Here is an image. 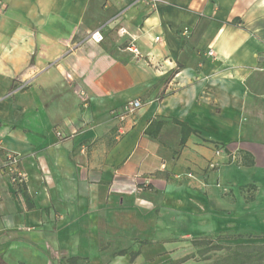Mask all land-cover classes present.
Returning a JSON list of instances; mask_svg holds the SVG:
<instances>
[{
    "label": "crops",
    "instance_id": "crops-1",
    "mask_svg": "<svg viewBox=\"0 0 264 264\" xmlns=\"http://www.w3.org/2000/svg\"><path fill=\"white\" fill-rule=\"evenodd\" d=\"M4 152L24 180L0 170V264H158L237 240L264 217V0H0ZM153 247L163 260L139 259Z\"/></svg>",
    "mask_w": 264,
    "mask_h": 264
},
{
    "label": "rangeland",
    "instance_id": "rangeland-1",
    "mask_svg": "<svg viewBox=\"0 0 264 264\" xmlns=\"http://www.w3.org/2000/svg\"><path fill=\"white\" fill-rule=\"evenodd\" d=\"M248 194H253L252 192ZM249 234L251 236H249ZM235 237V234L232 229V234L228 232H217L210 233L204 236L197 237L200 239L197 244L193 243V239L190 240V251L183 252L182 255H178L175 259L168 258L163 262L158 264H217L219 261H222L232 253V249L235 244H253V245H264V217L258 216L252 221L240 220L237 222V240L232 239L230 242L229 237ZM228 239V240H225ZM176 244H183V241H177ZM222 244L223 248H216L215 245ZM229 245L230 248L226 246ZM142 253L140 260L144 259L149 261L150 259L157 260L165 257H160L158 252L160 251L159 247H153L151 253H145L144 249H141ZM240 250H248V248H241ZM264 250V249H263ZM189 258H188V257ZM187 257V258H184ZM185 259V260H183ZM246 264H264V256L262 258H253L250 262Z\"/></svg>",
    "mask_w": 264,
    "mask_h": 264
},
{
    "label": "built area",
    "instance_id": "built-area-1",
    "mask_svg": "<svg viewBox=\"0 0 264 264\" xmlns=\"http://www.w3.org/2000/svg\"><path fill=\"white\" fill-rule=\"evenodd\" d=\"M131 5L136 3H143L145 4L149 9L155 8L158 4L162 3L163 0H130ZM118 38L121 40L124 38L125 35H127L126 31L123 28L117 29ZM89 39L94 42H100L103 40V35L101 33V27H97L95 30L89 33ZM158 40V38H156ZM122 41V40H121ZM126 40H123V43H125ZM126 49L134 54H139L138 49L133 44L127 43ZM23 86H20L18 90L22 89ZM141 101L135 99V100H129L127 101L123 106V112L121 115V119L125 115L134 113L135 110L139 109L141 107ZM2 167L5 169L6 173H3L8 178L9 182L13 187H16L17 184L23 183L24 176L22 172L19 169V157L14 153L4 152L3 154H0V170L2 171Z\"/></svg>",
    "mask_w": 264,
    "mask_h": 264
},
{
    "label": "trees",
    "instance_id": "trees-1",
    "mask_svg": "<svg viewBox=\"0 0 264 264\" xmlns=\"http://www.w3.org/2000/svg\"><path fill=\"white\" fill-rule=\"evenodd\" d=\"M2 172L6 173L5 169L3 167H2ZM250 186H251V188L255 187L254 185H247V187H249V188H250ZM15 188L17 189V191L23 192L22 183L17 184ZM251 200H252V196L245 197V201L249 202ZM249 236H251V235L249 234ZM199 240L200 239L195 237L193 239V243L197 244V242ZM141 242L144 243L145 241H141ZM215 246H216V248H223L224 245L217 244ZM226 247L230 248L229 245H227ZM243 247L248 248V250H245V251L240 250L241 248L243 249ZM263 249H264V245H260V246L259 245L258 246L253 245V244L243 245V244L237 243L234 245V247L232 249V253L230 255H228L227 257H225V259H223L222 261H219V263H217V264H246V263L250 262V260L253 258H256V259L262 258L264 256V250ZM119 253L123 254L125 252L120 251ZM187 257H184V258H187ZM81 259H82L81 257H77V256L76 257H69V258H66L64 260H61L60 264H79V260H81ZM183 260H185V259H183Z\"/></svg>",
    "mask_w": 264,
    "mask_h": 264
}]
</instances>
